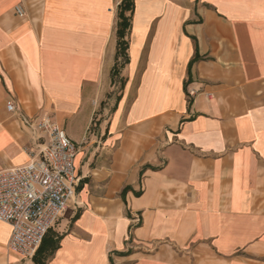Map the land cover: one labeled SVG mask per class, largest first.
Listing matches in <instances>:
<instances>
[{"label":"crops","instance_id":"0c3cea01","mask_svg":"<svg viewBox=\"0 0 264 264\" xmlns=\"http://www.w3.org/2000/svg\"><path fill=\"white\" fill-rule=\"evenodd\" d=\"M122 1L0 0V173L39 151L21 117L78 147L47 264H264V0H134L117 76Z\"/></svg>","mask_w":264,"mask_h":264},{"label":"built area","instance_id":"2783aa9c","mask_svg":"<svg viewBox=\"0 0 264 264\" xmlns=\"http://www.w3.org/2000/svg\"><path fill=\"white\" fill-rule=\"evenodd\" d=\"M16 15L24 18L22 7ZM7 110L16 112L10 100ZM36 132L40 148L29 163L0 173V220L12 226L8 248L23 258H33L58 219L75 201L78 147L50 118L21 117Z\"/></svg>","mask_w":264,"mask_h":264},{"label":"trees","instance_id":"16d2710c","mask_svg":"<svg viewBox=\"0 0 264 264\" xmlns=\"http://www.w3.org/2000/svg\"><path fill=\"white\" fill-rule=\"evenodd\" d=\"M134 0H123L121 4L118 7V14H117V26H116V37H117V56L118 57H126L128 62V49H129V34L131 30V20L134 14ZM129 12V15H126V13ZM200 56L198 53H196V56L190 63L191 66L200 60ZM126 62V63H127ZM117 68V65L115 66V70ZM130 188L124 189L122 195H124L127 191H129ZM142 194V191L136 192V196H140ZM58 248V242L55 240V237L53 234L50 233V231L47 233L46 237L43 240L42 245L36 252V254L33 256L32 260L35 262V264H47L49 258L51 255L57 250Z\"/></svg>","mask_w":264,"mask_h":264},{"label":"rangeland","instance_id":"374dc122","mask_svg":"<svg viewBox=\"0 0 264 264\" xmlns=\"http://www.w3.org/2000/svg\"><path fill=\"white\" fill-rule=\"evenodd\" d=\"M117 14H118V9H117ZM126 15H129V12H127ZM126 62H127L126 57H124V56L120 57V61H119L118 66L116 68L115 75H117L118 73H120L121 69L126 65ZM117 76H119V74ZM103 105H101L102 108L104 107Z\"/></svg>","mask_w":264,"mask_h":264}]
</instances>
